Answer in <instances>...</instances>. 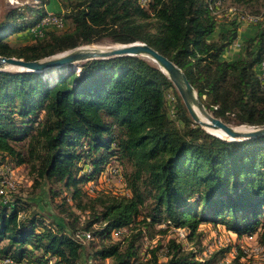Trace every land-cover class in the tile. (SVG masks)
Wrapping results in <instances>:
<instances>
[{
	"label": "trees",
	"instance_id": "trees-1",
	"mask_svg": "<svg viewBox=\"0 0 264 264\" xmlns=\"http://www.w3.org/2000/svg\"><path fill=\"white\" fill-rule=\"evenodd\" d=\"M37 1L40 6L50 2ZM142 1L69 2L55 15L72 30L48 28L45 36L25 44L13 39L48 13L37 15L31 6L10 10L0 19V56L34 61L103 38L142 42L184 72L202 102L208 98L203 103L214 117L226 124L230 115L237 125L264 124V93L256 77L264 28L247 40L243 56L223 60L238 38L239 23L216 31L207 0ZM168 93L174 120L167 115ZM6 158L30 165L42 181L72 189L74 200L81 195L79 185L101 178L112 162L130 171L124 175L128 195L100 201L101 210L93 208L83 229L72 224L69 233L36 214L19 218L16 200L0 204V243L5 242L0 259L81 264L83 243L113 240L115 231L134 224L146 209L144 223L148 217L151 224L184 229L188 238L202 224H216L238 237H257L260 229L264 240V136L226 142L209 135L190 121L167 77L140 57L62 67L52 81L42 73L0 72V159ZM76 232L91 237L79 242ZM140 235H132L124 249L101 245L94 256L110 259L109 264H136ZM168 248L164 264H198L191 260L194 255L181 254L175 240Z\"/></svg>",
	"mask_w": 264,
	"mask_h": 264
},
{
	"label": "rangeland",
	"instance_id": "rangeland-1",
	"mask_svg": "<svg viewBox=\"0 0 264 264\" xmlns=\"http://www.w3.org/2000/svg\"><path fill=\"white\" fill-rule=\"evenodd\" d=\"M75 1L81 0H50L46 6H40L37 0H0V19L5 17L10 10L23 6H31L38 12L37 15L42 12L58 14L64 12L65 5ZM145 3L143 0L142 4ZM231 9H235V11L233 12ZM237 13L241 16L256 17L259 20L254 25L246 26L238 21ZM232 21L239 23L238 38L221 56L223 60L229 59V61L232 60L231 56L234 57L233 59L243 56L247 40L253 38L259 29L264 28V0H253L249 4L230 0L229 3L222 6L220 13L216 16V31L223 25L229 26ZM35 28H37L36 31L31 32L30 29L16 35L13 39L14 42L18 44L33 42L35 39L45 36L49 31L48 28L37 27V25ZM72 29V24L65 21L64 27L55 30V32L63 33ZM94 44L105 46L115 43L108 38H103L89 45ZM51 75H55L57 78V70L45 76L49 78ZM172 99V95L168 93L166 96L167 115L171 120H174L175 108L171 103L174 102ZM203 102L207 103L208 98L204 97ZM210 108L216 109L217 107L211 106ZM210 112L212 111L210 110ZM230 118L229 125L239 126L233 123V115H230ZM175 124L180 127V123L177 121ZM129 171L130 168L112 162L101 178L79 185L81 195L74 200L70 196L72 189L65 190L61 185L40 180L30 165H16L11 159H0V190L5 192L0 196V204L16 200L22 209L19 218L24 215L36 214L47 224L63 226L69 233L72 224H74L75 230L83 229L85 223L91 220L93 208L96 212L101 210L100 201L107 202L112 197L128 195L124 175ZM8 184L13 186L9 192L6 187ZM58 191L61 194L54 195ZM65 193L68 198L63 200ZM147 211L148 209L143 211L135 223L124 229L120 235H113V240L93 238V240L83 243L81 264H109L110 259L97 258L94 256V251L108 243L119 244L120 248L124 249L131 236L139 232L141 235L136 241L139 260L136 264H164L170 258L168 248L170 240H175L181 246L183 256L194 255L195 257L191 260L193 259L198 264H264V240L259 239L260 229L256 232L257 237L249 238V236L238 237L221 225L202 224L197 233L188 238V231L184 229L167 228L164 224L154 225L151 224L148 217L144 223L143 218L146 217ZM99 226L96 224L93 229H97ZM3 244L5 242H1L0 247Z\"/></svg>",
	"mask_w": 264,
	"mask_h": 264
},
{
	"label": "water",
	"instance_id": "water-1",
	"mask_svg": "<svg viewBox=\"0 0 264 264\" xmlns=\"http://www.w3.org/2000/svg\"><path fill=\"white\" fill-rule=\"evenodd\" d=\"M123 56L140 57L156 66L175 88L190 121L209 135L226 142H241L264 136V124L240 129V127L226 124L214 117L199 98L197 91L192 87L184 72L167 57L142 42L115 43L102 48L82 45L34 61L0 56V72L47 75L62 67H75L88 61ZM10 68H14V70H10ZM211 131H220L225 137L216 136Z\"/></svg>",
	"mask_w": 264,
	"mask_h": 264
},
{
	"label": "built area",
	"instance_id": "built-area-1",
	"mask_svg": "<svg viewBox=\"0 0 264 264\" xmlns=\"http://www.w3.org/2000/svg\"><path fill=\"white\" fill-rule=\"evenodd\" d=\"M230 0H207L209 10L211 13L216 16L220 13L222 6L226 3H229ZM231 11H235V9H231ZM238 15V13H237ZM238 21L241 22L243 25L251 26L257 23L259 20L256 17L252 16H244V15H238ZM37 27H46V28H55V29H62L64 27L63 18L61 16L55 15V14H47L45 17L41 19ZM37 28H33L30 31H36ZM256 77L259 82V87L262 93H264V37H263V48L260 56V61L256 65ZM8 188L7 192L11 191L13 189V186L8 184L6 185ZM6 192V193H7ZM5 192L4 190H0V196L3 195ZM124 230H118L114 232V235H120ZM74 239L79 242H84L87 239H90V234L86 232H76V234L73 235ZM253 236H249V238H252ZM0 264H26V263H16L10 259H0Z\"/></svg>",
	"mask_w": 264,
	"mask_h": 264
},
{
	"label": "bare ground",
	"instance_id": "bare-ground-1",
	"mask_svg": "<svg viewBox=\"0 0 264 264\" xmlns=\"http://www.w3.org/2000/svg\"><path fill=\"white\" fill-rule=\"evenodd\" d=\"M92 47H94V48H102V47H105V46H107V45H105V46H100L99 44H97V45H91ZM10 70H14V68H10ZM44 77H45V75H44ZM50 80L52 81V80H54V78H55V75H51L50 77ZM237 127H240V129H243V128H246L247 127V125H239V126H237ZM213 134H215L216 136H220V137H222V138H224L225 137V135L222 133V132H220V131H211Z\"/></svg>",
	"mask_w": 264,
	"mask_h": 264
},
{
	"label": "crops",
	"instance_id": "crops-1",
	"mask_svg": "<svg viewBox=\"0 0 264 264\" xmlns=\"http://www.w3.org/2000/svg\"><path fill=\"white\" fill-rule=\"evenodd\" d=\"M224 58H226V57H224ZM230 58H232V60H233L234 57L231 56ZM228 60H229V59H228Z\"/></svg>",
	"mask_w": 264,
	"mask_h": 264
}]
</instances>
